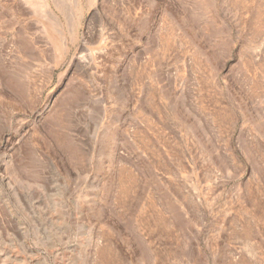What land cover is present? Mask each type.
<instances>
[{
	"label": "rangeland",
	"instance_id": "1",
	"mask_svg": "<svg viewBox=\"0 0 264 264\" xmlns=\"http://www.w3.org/2000/svg\"><path fill=\"white\" fill-rule=\"evenodd\" d=\"M88 2L0 0V264H264V0Z\"/></svg>",
	"mask_w": 264,
	"mask_h": 264
},
{
	"label": "bare ground",
	"instance_id": "2",
	"mask_svg": "<svg viewBox=\"0 0 264 264\" xmlns=\"http://www.w3.org/2000/svg\"><path fill=\"white\" fill-rule=\"evenodd\" d=\"M17 1L19 2V9L22 12L31 13L34 17H39V18L44 17L43 15H46L44 13H47L49 19L52 22L63 23L62 16L64 15H61L60 14L61 12L59 13V11H61V5L59 3V0H17ZM76 1H77V8L81 11L79 12V14L82 15L83 13L82 11L84 9V3H83L84 0H76ZM88 1H89L88 3H90L92 0H88ZM28 6H31L33 10H29L28 8H26Z\"/></svg>",
	"mask_w": 264,
	"mask_h": 264
}]
</instances>
